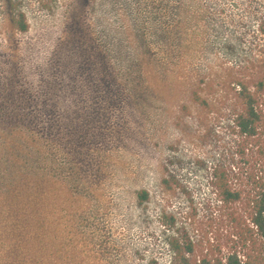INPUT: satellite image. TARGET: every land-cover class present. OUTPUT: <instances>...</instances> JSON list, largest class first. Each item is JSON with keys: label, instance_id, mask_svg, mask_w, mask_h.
I'll return each mask as SVG.
<instances>
[{"label": "rangeland", "instance_id": "obj_1", "mask_svg": "<svg viewBox=\"0 0 264 264\" xmlns=\"http://www.w3.org/2000/svg\"><path fill=\"white\" fill-rule=\"evenodd\" d=\"M263 14L260 0H0V118L31 120L46 149V197L26 238L0 219V264H168L180 233L194 264L239 250L264 131L241 142L232 120L238 86L264 79ZM215 167L239 200H221Z\"/></svg>", "mask_w": 264, "mask_h": 264}, {"label": "trees", "instance_id": "obj_2", "mask_svg": "<svg viewBox=\"0 0 264 264\" xmlns=\"http://www.w3.org/2000/svg\"><path fill=\"white\" fill-rule=\"evenodd\" d=\"M260 1L264 5V0ZM259 24L258 33L264 36V14ZM13 26L19 32L27 30L23 13H19L17 18L13 19ZM259 86L260 89L253 92L243 84L238 86V97L241 100L242 109L233 118L232 125L241 142L253 141L261 131H264V108L259 103L261 96L259 92H264V79L259 80ZM27 123H31L28 118H0V190H5L4 194L0 193V219L7 224L9 234L13 236L18 234L17 236L23 238H26L27 233L30 232V215L36 212L38 199L43 201L46 197L43 186L46 163L44 136L31 133ZM238 153L244 155L243 149L239 148ZM259 154L258 164L264 173V147H261ZM212 176L214 187L223 202L239 200L240 192L231 189L229 185L228 169L215 167ZM1 194L3 197L7 196L5 200ZM142 196L145 199L147 193L143 192ZM251 203L252 234L244 238L242 247L226 253L221 258H202L197 264H264V181L254 191ZM11 206L13 209L9 214L8 210ZM12 211L14 216L11 214ZM36 220L39 222L38 218ZM174 222L171 218L170 223L173 225ZM168 244L172 252L168 264H194L190 259L193 247L185 234L172 236ZM16 248L18 250L19 246L17 245ZM15 251L12 249L13 253ZM14 255H17V252ZM17 262L19 261L15 259V264Z\"/></svg>", "mask_w": 264, "mask_h": 264}]
</instances>
